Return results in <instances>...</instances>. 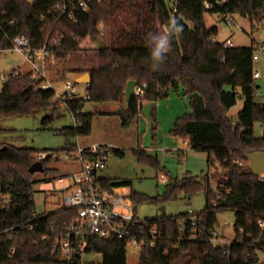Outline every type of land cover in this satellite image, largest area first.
Segmentation results:
<instances>
[{"label": "trees", "instance_id": "obj_1", "mask_svg": "<svg viewBox=\"0 0 264 264\" xmlns=\"http://www.w3.org/2000/svg\"><path fill=\"white\" fill-rule=\"evenodd\" d=\"M62 1L0 0V50L10 48L11 40L23 34L34 47L46 45L52 53L53 58L45 64L49 82L63 81L68 73H89L86 92L90 98L68 102L80 125L62 128L64 134L78 137L90 133L93 114L81 111L87 102L124 103L118 114L123 125H129L140 110L138 97L134 96L128 107L125 105L130 80L143 88L141 101L157 102L182 90L190 111L176 119L170 135L187 141L193 151L207 153L208 166L217 165L221 171L217 176L219 171L204 177L207 183L210 176L217 177L218 186L213 190L207 184L206 206L198 213L141 220L135 207L131 228L145 234L140 237L144 246L138 264H173L188 255L190 248L197 250L198 264H257L256 252L264 250V245H255L262 231L259 222L264 223V177L250 171L246 157L247 153L264 152V102L256 101L259 86L253 78L255 47L223 48L221 42L210 41L217 37L218 29L207 26L205 15H239L257 30L264 26V0H227L210 9L205 6L206 0H106L91 3L88 10H79L73 17L56 10ZM170 17H176L184 30L173 39L172 50L154 71L148 33L160 31ZM100 25L106 27L103 33ZM87 38L96 43L100 39L105 47L97 44L89 50L96 60L94 67L74 69L73 56L84 51L80 45ZM55 40L58 46L53 45ZM42 82L30 74L10 76L0 91V120L47 108L53 113L44 117V125L62 117L63 109L54 101L55 90L41 88ZM238 100L243 103L234 121L230 111ZM256 123L261 125V136L255 135ZM0 149V264H80L67 263L54 247L64 225L77 218L78 208L57 207L37 213L34 186L47 180L37 179L29 171L37 162L36 151L14 145H2ZM58 156L56 151L46 153L42 161L46 176L57 172L47 165L57 161ZM155 163L159 162L155 159ZM99 183L107 190L130 185L127 180L109 182L107 177ZM198 186L193 177L184 176L169 185L166 193L170 195L176 189L193 192ZM4 197L8 198L6 202ZM128 198L137 204L163 201L165 197L130 192ZM225 211L235 214V238L229 245H215L212 238L217 215ZM128 245L126 238L92 237L86 255L101 254L102 262L84 264H127Z\"/></svg>", "mask_w": 264, "mask_h": 264}, {"label": "rangeland", "instance_id": "obj_2", "mask_svg": "<svg viewBox=\"0 0 264 264\" xmlns=\"http://www.w3.org/2000/svg\"><path fill=\"white\" fill-rule=\"evenodd\" d=\"M232 18L235 21L234 25L227 26L219 14L205 15L207 26L218 29V35L215 38L217 42H224L231 38L235 47H257L264 43L263 25L255 30L252 29L247 18L239 15H232ZM99 29L103 32L106 27L100 25ZM126 29L132 31L129 26ZM80 46L84 51L73 56L74 63L71 67L81 71L91 69L95 66L96 60L89 50L97 48V43L87 38L81 42ZM255 51L260 56L258 60H254V70L260 71V78L255 79L256 85L259 86L256 90V101L264 102V55L257 49ZM81 59L85 61L82 62ZM14 69L21 74H28L32 71V66L16 52H0V91L4 84L3 76L11 74ZM83 74L68 73L66 79L54 82L52 86L56 91H62L64 82H74L76 76L80 77ZM77 88L83 92L86 83L78 84ZM242 103V100L237 101V105L230 111L231 116L240 110ZM120 105L122 108L124 103ZM84 110L86 113L93 114L91 131L87 135L78 137L64 134L62 128L74 126L72 118L64 109L62 117L54 119L47 125H44L42 121L44 117L53 113L52 108L28 116H10L0 120V147L14 145L32 148L36 153L58 152V160L51 161L47 165L48 168L57 170L55 174L46 176L43 172L35 173V178L47 180L34 186L37 213L55 210L61 199L69 195L71 178L66 177L63 182H56L55 189L51 181L61 176H68L79 169L77 162L65 160L66 149L77 143L81 147L98 144L113 148L106 169L100 175L107 177L112 183L120 180L129 181L130 185L126 187V194L135 192L150 198L165 197L163 201H145L137 204L133 202L137 216L141 220L163 215L162 207L165 208V215L190 211L198 213L205 208V188L209 184L213 190L217 189L218 179L215 176L221 171L216 169L217 165L208 166L207 153L193 151L183 139L170 135L176 119L190 111L188 98L183 95L182 90L172 92L170 97L157 102L146 104L143 101L138 116L127 126L123 125L122 118L118 114L121 109L117 103L87 102ZM261 134V125L256 123L255 135L261 136ZM155 159L159 162L158 164L155 163ZM247 163L249 165V161ZM215 172H217L215 176H210L207 183L204 177L207 173ZM184 176L193 177L198 181V188L193 192L176 189L174 193L167 194L168 186ZM7 200L8 198L4 197V201ZM234 220L235 214L232 211L217 215L215 231L221 244H228L235 238ZM197 255V250L190 248L188 255L177 258L173 264H198ZM139 258L140 249L129 244L127 264H138ZM85 261L101 263L102 255L88 254ZM256 262L264 264V250L256 252Z\"/></svg>", "mask_w": 264, "mask_h": 264}, {"label": "built area", "instance_id": "obj_3", "mask_svg": "<svg viewBox=\"0 0 264 264\" xmlns=\"http://www.w3.org/2000/svg\"><path fill=\"white\" fill-rule=\"evenodd\" d=\"M31 2L32 0H27ZM106 0H63L56 6V10L61 15L73 17L79 10L86 11L93 2H103ZM227 0H206L205 6L210 9L215 4H221ZM173 12L177 11L176 5L171 1ZM233 14H221V19L225 21L227 26L234 25L235 21L232 18ZM241 29V27H239ZM103 33V32H102ZM210 41L214 42L215 39ZM223 48H234L235 44L231 38L221 42ZM58 40L53 42V45L58 46ZM264 55V43L255 47V50ZM254 50L253 60H258L259 54ZM0 52H16L20 54L26 62L32 66V71L28 74L33 79L43 80L41 88H53L51 82L47 80L45 64L48 59H52L53 55L44 45L41 48L33 46L31 40L23 34H19L11 40L10 48L0 50ZM17 69H14L11 74L4 75V82L10 76L17 75ZM253 78H260V71H253ZM77 83L66 81L63 84L62 91L55 90L54 101L59 107L64 109L73 120L74 126L80 125L75 114L70 110L68 102L75 99L88 100L90 97L85 91L80 92L77 88ZM144 91L142 87H136L134 96L139 98L138 105L141 107L143 101L140 98ZM83 111V109L81 110ZM112 147L107 145H91L81 147L78 143L67 148L65 152V160L77 162L79 169L72 172L68 176H61L57 179H52L51 184L55 189L56 182H63L66 177L71 178L70 193L62 198L57 207L78 208L77 218L69 224H65L63 233L58 237L54 247L59 251L60 257L67 263L78 261L80 264L85 263L86 250L89 247V240L96 237L103 240H112L114 238H126L129 244L135 248L142 249L144 242L140 240L143 237L144 231H133L131 228L135 219V207L133 202L126 194V187L112 188L107 190L103 188L99 181L101 180L100 173L106 169ZM36 159L42 162L46 159V153L38 152ZM242 164V163H240ZM264 177V175H262ZM264 179V178H263ZM189 213H193L190 211ZM259 226L263 229L264 223L259 222ZM32 229V226L28 227ZM155 231H152L154 237ZM212 242L221 244L216 231L213 232ZM229 242L227 245H229ZM153 245V242H152Z\"/></svg>", "mask_w": 264, "mask_h": 264}, {"label": "clouds", "instance_id": "obj_4", "mask_svg": "<svg viewBox=\"0 0 264 264\" xmlns=\"http://www.w3.org/2000/svg\"><path fill=\"white\" fill-rule=\"evenodd\" d=\"M183 30V24L176 17H170L162 25L160 31L148 33L147 44L150 49L152 70H157L164 63L166 54L172 50L173 39H178L182 35Z\"/></svg>", "mask_w": 264, "mask_h": 264}, {"label": "water", "instance_id": "obj_5", "mask_svg": "<svg viewBox=\"0 0 264 264\" xmlns=\"http://www.w3.org/2000/svg\"><path fill=\"white\" fill-rule=\"evenodd\" d=\"M97 44L101 48L105 47L100 39L97 40ZM89 82H90L89 73H84L83 75H81L80 77L75 79V83H77V84L89 83ZM136 86H137V82L135 80H130L126 85V89H125V105H126V107H128V105L130 104V101L134 97ZM238 111L236 113H234V115H233L234 121H237ZM246 157L249 161L250 171L254 174H257V175H264V152L247 153ZM29 171L31 173H42L44 171L43 163L39 162V161L35 162L29 168ZM100 178H104V176H101ZM162 212H163V215H165L166 212H165L164 207H162ZM255 245L257 247H262L264 245V228L262 229L258 240L255 242Z\"/></svg>", "mask_w": 264, "mask_h": 264}, {"label": "crops", "instance_id": "obj_6", "mask_svg": "<svg viewBox=\"0 0 264 264\" xmlns=\"http://www.w3.org/2000/svg\"><path fill=\"white\" fill-rule=\"evenodd\" d=\"M79 77V76H78ZM77 76H76V78H78ZM87 84L88 83H86V88H87ZM86 88H85V90H86ZM84 90V91H85ZM170 97V96H169ZM145 103L146 104H149V101H145ZM118 105H119V107H120V109H121V105H120V103H117ZM143 104V103H142ZM142 106V105H141ZM118 107V106H117ZM141 108V107H140ZM83 111L85 112V110H84V108H83ZM185 141V140H184ZM186 143H187V146H188V142L187 141H185ZM189 147V146H188ZM174 149H176V148H174ZM78 170V169H77ZM76 171V170H75ZM70 175V174H69ZM101 176H103V175H101ZM105 177V176H104Z\"/></svg>", "mask_w": 264, "mask_h": 264}]
</instances>
